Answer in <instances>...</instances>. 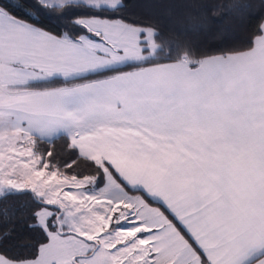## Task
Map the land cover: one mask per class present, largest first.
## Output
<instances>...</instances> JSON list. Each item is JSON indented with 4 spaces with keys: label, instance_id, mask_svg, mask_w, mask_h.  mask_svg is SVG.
I'll list each match as a JSON object with an SVG mask.
<instances>
[{
    "label": "snow or ice",
    "instance_id": "1",
    "mask_svg": "<svg viewBox=\"0 0 264 264\" xmlns=\"http://www.w3.org/2000/svg\"><path fill=\"white\" fill-rule=\"evenodd\" d=\"M127 6L0 0V264H264V22L206 54Z\"/></svg>",
    "mask_w": 264,
    "mask_h": 264
},
{
    "label": "trees",
    "instance_id": "2",
    "mask_svg": "<svg viewBox=\"0 0 264 264\" xmlns=\"http://www.w3.org/2000/svg\"><path fill=\"white\" fill-rule=\"evenodd\" d=\"M185 0H127V8L124 15L133 21H167L169 18L176 19L177 30L182 32L201 53L216 54L220 51L235 48H244L250 42L253 34L258 30L259 24L264 20V11L258 6L244 11L239 15L226 16L220 19L207 13L209 23L199 26L195 19L188 18V11L179 5ZM198 3L209 8L215 0H197ZM258 5L259 0H253ZM170 5L176 7L170 8ZM195 15V13H193ZM23 225L16 224V235L25 243L35 245L39 239L35 232L22 231ZM16 254V249H11ZM23 254H28L24 252Z\"/></svg>",
    "mask_w": 264,
    "mask_h": 264
},
{
    "label": "crops",
    "instance_id": "3",
    "mask_svg": "<svg viewBox=\"0 0 264 264\" xmlns=\"http://www.w3.org/2000/svg\"><path fill=\"white\" fill-rule=\"evenodd\" d=\"M262 22H264V20Z\"/></svg>",
    "mask_w": 264,
    "mask_h": 264
}]
</instances>
